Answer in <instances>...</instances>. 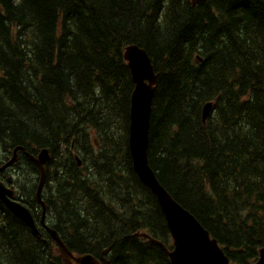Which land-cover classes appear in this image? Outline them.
<instances>
[{
	"label": "trees",
	"instance_id": "1",
	"mask_svg": "<svg viewBox=\"0 0 264 264\" xmlns=\"http://www.w3.org/2000/svg\"><path fill=\"white\" fill-rule=\"evenodd\" d=\"M132 44L157 74L148 158L158 180L232 262L254 264L264 246V0H0V152L49 149L46 214L72 252L172 264L137 235L172 249L129 149ZM37 184L25 183L29 205H39ZM40 230L0 203V264H62Z\"/></svg>",
	"mask_w": 264,
	"mask_h": 264
},
{
	"label": "water",
	"instance_id": "2",
	"mask_svg": "<svg viewBox=\"0 0 264 264\" xmlns=\"http://www.w3.org/2000/svg\"><path fill=\"white\" fill-rule=\"evenodd\" d=\"M124 58L128 62L132 80L135 84L131 96L129 123V146L133 167L143 184L155 194L158 200L173 238V249L169 250L163 243L152 238L147 233H139L138 235L149 238L157 245H160L170 257L172 264H234L220 247L218 241L211 237L200 221L189 210L179 204L161 184L152 169L148 159V148L151 107L157 83V74L155 73L152 59L146 50L136 44L126 47ZM212 109V102L206 103L203 107L202 116L204 122H206ZM20 148H15L14 156L3 167H0V171L17 160V151ZM30 157L39 170L40 179L37 197L45 208L41 191L46 181V164L51 160L49 150L43 148L37 155L30 154ZM13 196L14 191L8 189L0 181V203L6 205L19 219L28 225L35 235L41 237L42 234L37 228L31 212L20 203L11 200L10 197ZM50 233L57 242L62 257L68 264H102L100 260L88 252L75 256L55 229H50ZM255 264H264V247L260 250L259 259Z\"/></svg>",
	"mask_w": 264,
	"mask_h": 264
},
{
	"label": "flooded vegetation",
	"instance_id": "3",
	"mask_svg": "<svg viewBox=\"0 0 264 264\" xmlns=\"http://www.w3.org/2000/svg\"><path fill=\"white\" fill-rule=\"evenodd\" d=\"M21 156V155H20ZM26 156V155H25ZM16 169L14 168V166L6 168V170H2L0 171V179H2L4 182H6V184L8 186H14L16 193L14 195V199L17 201H20L24 204H27L26 201V197L28 195V191L25 189V181H23L21 178L18 177V175L20 174V170L18 169V165H15ZM10 172V173H9ZM25 172H22L21 174H23ZM26 173H28L26 171ZM13 175V179L10 180V176ZM29 176V173H28ZM27 180H29V177L27 178ZM12 182V183H11ZM37 218L39 219V216H37ZM42 220V218L40 219V221ZM42 223V221H41ZM42 225L45 227V223L43 222Z\"/></svg>",
	"mask_w": 264,
	"mask_h": 264
},
{
	"label": "rangeland",
	"instance_id": "4",
	"mask_svg": "<svg viewBox=\"0 0 264 264\" xmlns=\"http://www.w3.org/2000/svg\"><path fill=\"white\" fill-rule=\"evenodd\" d=\"M29 160H31V159L29 158ZM17 167H18L17 170H20V174L18 175V177L21 178L23 181H25V182L27 181L28 173H30V180H33V179L38 178V174L35 173V170H34V173H32L31 170L27 171V168L29 167V165L27 163V160L24 159L22 162H20L18 164ZM14 168L16 169V167H14ZM26 171L28 173H26ZM22 172H25V173L21 174ZM24 186H25V184H24ZM44 186H45V184H44ZM44 186H43L42 189H44ZM42 194H43V192H42ZM49 194L51 195V193H49ZM80 199H77V200H74L73 201V203H75V207H77V208H79L80 205H83V202L82 201L84 200V198H80ZM38 216H39V220H40L42 218L41 213ZM44 218H46L45 220L49 223V218L47 216H45Z\"/></svg>",
	"mask_w": 264,
	"mask_h": 264
},
{
	"label": "bare ground",
	"instance_id": "5",
	"mask_svg": "<svg viewBox=\"0 0 264 264\" xmlns=\"http://www.w3.org/2000/svg\"><path fill=\"white\" fill-rule=\"evenodd\" d=\"M124 52V50H123ZM151 58V57H150ZM153 61V60H152ZM156 72V71H155ZM23 82V81H22ZM134 89V88H133ZM30 92V91H29ZM153 102V101H152ZM131 109V108H130ZM130 111V110H129ZM130 119V118H129ZM130 122V121H129ZM129 137V136H128ZM19 146V145H18ZM21 146V145H20ZM73 147V146H72ZM46 148V147H45ZM73 149V148H72ZM74 151V150H73ZM38 153V152H37ZM78 154V153H77ZM80 155V154H79ZM74 156V155H73ZM22 161V160H21ZM29 161V160H28ZM84 165V164H83ZM82 167V166H80ZM79 167V168H80ZM84 168V167H83ZM6 170V169H5ZM49 171V170H48ZM10 173V172H9ZM84 173V172H83ZM78 174V173H77ZM84 175V174H83ZM88 176V175H87ZM80 177V176H79ZM93 179V178H92ZM140 179V178H139ZM2 180V179H1ZM92 181V180H91ZM94 181V180H93ZM75 182V181H74ZM145 186V185H144ZM45 187V186H44ZM36 190V189H35ZM33 194V193H32ZM54 194V193H53ZM53 199V198H52ZM46 202V201H45ZM48 206V205H47ZM48 208V207H47ZM49 212V211H48ZM48 217V216H47ZM165 218V217H164ZM46 219V218H45ZM42 221V220H41ZM166 221V220H165ZM139 232V231H138ZM157 239V238H156ZM54 241V240H53ZM55 242V241H54ZM54 249V248H53ZM59 254V253H58ZM78 255V254H77ZM63 262V261H62ZM63 264V263H62Z\"/></svg>",
	"mask_w": 264,
	"mask_h": 264
}]
</instances>
